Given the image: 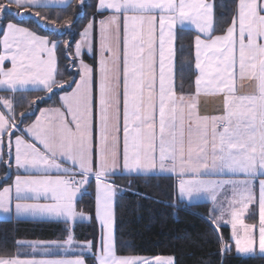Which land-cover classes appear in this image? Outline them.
Returning <instances> with one entry per match:
<instances>
[{
    "label": "snow or ice",
    "instance_id": "6c2138e0",
    "mask_svg": "<svg viewBox=\"0 0 264 264\" xmlns=\"http://www.w3.org/2000/svg\"><path fill=\"white\" fill-rule=\"evenodd\" d=\"M56 2L0 0V90L7 93L0 95V179L17 173L0 186V213L63 224L64 238L16 240L17 251L0 254V264H90L89 257L91 264H175L172 256L117 254L114 204L127 189L109 177L120 172L175 175L181 198L205 193L213 203L207 219L222 255L233 248L219 233L226 222L235 255L264 257V178L255 192L264 177V0H233L219 12L216 0H78L75 16L94 11L74 48L70 39L6 16L70 30L74 17L57 23L62 17L49 20L40 11ZM185 23L196 31L187 86L183 78L177 82L176 62L177 28ZM97 37L94 68L82 57ZM61 57L78 79L64 78ZM29 89L43 95L29 99L23 95ZM56 91L63 93L59 106L40 108ZM208 96L220 101L215 113L201 111V97ZM92 177L99 244L75 237L76 224L92 218L76 203ZM226 188L231 196L220 201ZM256 214L258 225L245 222Z\"/></svg>",
    "mask_w": 264,
    "mask_h": 264
},
{
    "label": "trees",
    "instance_id": "16d2710c",
    "mask_svg": "<svg viewBox=\"0 0 264 264\" xmlns=\"http://www.w3.org/2000/svg\"><path fill=\"white\" fill-rule=\"evenodd\" d=\"M77 2L78 0H71L62 6L40 9L44 13H49V20H56L57 15L62 17L57 23L74 17V24L70 30L50 31L42 26L37 27L29 16L14 17L12 13H6V16L13 22L32 27L39 33L50 35L54 39H70L74 47L79 31L94 11L92 7H88L86 11H81L79 16H75ZM88 2L95 3V0H88ZM216 3L219 12L223 4H227L230 9L233 0H216ZM11 7L13 10L16 8L14 4ZM225 12L228 16L231 15L227 9ZM2 27L3 25L0 24V28ZM177 33L179 37L176 58L177 82L179 83L183 78L187 86L193 63L192 43L196 32L191 28L178 27ZM85 57L94 64L92 57ZM68 63L69 61L63 57L59 60L65 79L76 77V70L66 67ZM58 93L59 91H56L49 99L40 103L39 107L55 102ZM5 94H7L5 91L0 90V95ZM23 95L31 99L42 96L43 93L29 89ZM24 107L27 105L25 104ZM19 111H23V108H18ZM33 116L26 117V123ZM3 175L4 169L0 167V177ZM110 180L115 181L121 188L127 189L117 193L114 207L117 254L172 256L175 258V264H264V257L259 255L250 258L235 255L234 244L229 239L230 232L226 224L221 225L219 233L222 234L226 243L233 245V248L228 254L222 255L218 233L207 219L209 202H186L180 199L177 196L176 181L173 176L117 174L111 176ZM7 181L0 179V185ZM87 193L82 195L79 206L91 214L92 218L76 224L75 237L80 241L89 240L93 236L97 237L100 233V227L95 218L94 194L91 189ZM254 218L255 215L247 217L246 220L252 221ZM63 227V224L34 219H0V254H15L16 240L63 239ZM21 251H28V249H21ZM88 259L91 264V258Z\"/></svg>",
    "mask_w": 264,
    "mask_h": 264
},
{
    "label": "crops",
    "instance_id": "0c3cea01",
    "mask_svg": "<svg viewBox=\"0 0 264 264\" xmlns=\"http://www.w3.org/2000/svg\"><path fill=\"white\" fill-rule=\"evenodd\" d=\"M70 1L71 0H65V3L61 4V3H59V0H57V2L54 5H52V6H62V5H65V4L69 3ZM24 26H26V25H24ZM178 27L191 28V29H193L195 31L194 28L188 27V26H180L179 25ZM39 34H43V33H39ZM43 35H46V34H43ZM0 38H2V32H1ZM79 39H80V36L77 38L76 41H78ZM0 52H2V45H0ZM85 56L92 57L93 58V61H94V64L90 60H88ZM99 57H100V50H99V40H98V37H97V39L94 42L92 52H88L87 50H85L84 53H83V57L82 58H83V60H84L85 63H87L89 65H92L94 68H96V67H98ZM77 63H78V61H77ZM6 66H9V64H6ZM75 78L78 79L79 77L76 76ZM73 87H74V85H73ZM67 90L70 91L71 89H67ZM250 90L251 89L249 87H243V88H241V91H250ZM60 95H63V93L62 92H59L57 94L56 101L55 102L49 103L47 105H43L40 108H45V107H49V106H59L58 97ZM219 107H220V101H219L218 98L212 97V96L201 97V111L202 112H206V113H209V114L215 113L216 110ZM38 114L39 113L37 111L35 115H38ZM35 115L28 122H31L32 120H34L35 119ZM16 174L17 173L15 172V170H13L12 173H11V178L8 179L7 182L1 184L0 186H4L7 183H11L12 182V179H14V177H15ZM118 174H125V173L120 172ZM125 175H127V174H125ZM171 176H173L175 178V181H176V183H175L176 184V192H177V196L180 199H182V200H184L186 202L207 201V202H209V204H208V211H209L208 213H209V216L212 214L211 213V209L213 208V203L211 202V200L209 199V197L207 196V194L201 193L199 196L194 197L191 200H188L186 197L185 198H181L180 195H179V192H178V178L175 175H171ZM110 177H109V181L111 182ZM223 178H227V177H223ZM261 178H264V177H258L257 178V183L255 184V192H256L257 197L259 195L258 179H261ZM90 189L93 191L94 199H95V178L94 177L90 178V184H89V187L87 189V192H89ZM230 196H231V189L230 188H226L221 193L219 199H220V201H224L225 200V197H230ZM81 197H82V195H78V197H77V202H76L77 203V210L78 211H83L87 215L88 213L79 206V200L81 199ZM115 202H116V198H115ZM94 207H95V205H94ZM114 207H115V204H114ZM257 207H258V205H257ZM215 215H219V212L215 213ZM10 218H16L14 211L11 214V216H5L4 214L0 213V219H10ZM25 219H30V218H25ZM227 220L228 219H225V221H227ZM245 222L246 223H256L258 225V214L255 215L254 220H252V221L245 220ZM222 224H226L229 227V232L231 234V225L228 224V223H226V222L225 223H222ZM66 258H73V256L70 253H68L66 255Z\"/></svg>",
    "mask_w": 264,
    "mask_h": 264
},
{
    "label": "rangeland",
    "instance_id": "374dc122",
    "mask_svg": "<svg viewBox=\"0 0 264 264\" xmlns=\"http://www.w3.org/2000/svg\"><path fill=\"white\" fill-rule=\"evenodd\" d=\"M180 26H188V27H192V28H194L193 26H191V25H189V24H187V23H185L184 25H180ZM9 66H10V64H9ZM29 99H30V98H29ZM114 213H115V210H114ZM95 218H96V216H95ZM225 219H229V218L226 216ZM96 221H97L98 226L100 227V233L98 234L97 237L93 236V237H91L89 240H93L96 244H99V241H100V238H101V235H102V228H101V225H100L99 220L96 219ZM247 221H249V220H247ZM32 240H38V239H32ZM76 240H77V239H76ZM87 240H88V239H87ZM77 241H80V240H77ZM82 241H85V240H82ZM94 251H95V250H94ZM69 253H71V252H69ZM67 254H68V253H67ZM118 255H119V254H118ZM123 255L144 256V257H148V258H152V257H155V256L168 257V256H165V255H139V254H123Z\"/></svg>",
    "mask_w": 264,
    "mask_h": 264
}]
</instances>
